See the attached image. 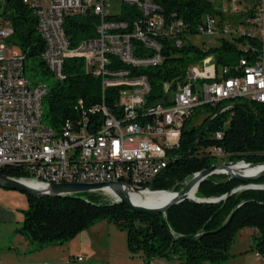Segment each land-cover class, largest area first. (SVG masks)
<instances>
[{"label":"built area","instance_id":"2783aa9c","mask_svg":"<svg viewBox=\"0 0 264 264\" xmlns=\"http://www.w3.org/2000/svg\"><path fill=\"white\" fill-rule=\"evenodd\" d=\"M223 1L237 7L239 0ZM257 1L253 18L243 19L240 28L230 32L231 37L246 32L264 35V0ZM23 3L37 17L44 41L40 58L49 72L63 80L65 60L81 58L85 71L99 78L101 96L91 106L84 107L79 101L78 117L66 118L59 127L44 125L43 97L48 85L26 78L24 55L13 51L16 45L8 42L13 28L0 12V167H18L23 181L41 187L50 183L120 182L145 192L146 185L175 158L170 151L179 146L182 126L194 109L234 98L264 104V46L252 60H240V74L227 77H222L226 68L217 69L213 56H206L199 63H213L204 72L197 68L199 63L192 64L183 81H164L166 97L161 101L149 98V79L139 70L161 64L164 39H172L176 47L183 44L188 25L182 19L165 18L154 0ZM3 5L4 0H0L1 9ZM123 12L132 16L130 21L115 18ZM89 13L97 19L94 36L71 46L64 30L66 17ZM218 25L216 14L206 13L195 29L212 35L219 32ZM259 27L261 32L257 33ZM107 88L114 89L112 104L105 98ZM216 136L220 137V132ZM209 152L217 158L225 156L219 147ZM89 193L120 202L107 187Z\"/></svg>","mask_w":264,"mask_h":264},{"label":"trees","instance_id":"16d2710c","mask_svg":"<svg viewBox=\"0 0 264 264\" xmlns=\"http://www.w3.org/2000/svg\"><path fill=\"white\" fill-rule=\"evenodd\" d=\"M154 1L165 18L182 19L188 25L187 34L197 33L195 28L204 14L220 13L212 0ZM254 6L243 13L244 20L253 18ZM2 16L13 28L8 42L19 48L25 62L37 61L43 73H50L40 58L44 41L32 9L23 0H4ZM115 18L130 21L132 16L123 12ZM96 22V17L90 13L66 17L64 30L70 45L94 36ZM163 44L161 64L139 70L149 79V98L161 101L166 97L162 83L183 81L187 68L206 56H213L217 69L226 68L222 77L240 74V60H252L261 51L263 40L259 35L246 32L223 37L215 47L200 48L185 37L180 47L172 45V39H164ZM64 73L63 80L48 85L43 97V118L52 128L59 127L66 118L78 117L79 101L84 107L91 106L101 97L100 80L85 71L83 59L67 58ZM113 91L107 88L108 104L113 102ZM226 102L222 100L214 107L202 105L206 114L198 124H190L193 113L185 120L179 146L170 151L175 158L150 182L151 190H180L195 172L217 163L219 158L209 152L212 147L221 148L227 161L264 162V104L246 100L220 111L228 105ZM217 132L220 137L216 136ZM0 173L15 178L24 176L14 166H2ZM253 182L264 184V176ZM241 183L225 174H212L200 182L195 197H219ZM27 199L22 223L15 231L31 244L30 252L61 245L95 223L106 220L125 231L128 251L140 253L146 264L155 257L176 259L179 264H220L229 258L228 248L244 228L255 229L250 236L249 249L264 259V189L239 190L214 203L185 199L164 214L135 212L122 202L112 203L94 193L89 197L27 195Z\"/></svg>","mask_w":264,"mask_h":264},{"label":"rangeland","instance_id":"374dc122","mask_svg":"<svg viewBox=\"0 0 264 264\" xmlns=\"http://www.w3.org/2000/svg\"><path fill=\"white\" fill-rule=\"evenodd\" d=\"M255 3L256 0H243L242 3H238L237 7H235L229 5L228 2L223 0L214 1L216 8L220 11L219 14H216V19L219 23V32L214 33L212 35H203L199 33L187 34L185 36V40L200 48H203L204 46H219L221 38H230V32L237 28H240V24H242L243 19L246 17V15H243V13H245L248 8L250 6H253ZM1 11L2 9L0 8V12ZM256 31L257 33H260L261 27L256 28ZM262 37L264 46V35H262ZM13 51L19 52V48L15 46L13 48ZM212 63L213 61L206 64L205 66L199 63L200 65H197V68L200 72H204V68L208 67ZM25 65V76L30 80L31 83L44 82L47 85H50L55 80H57L51 73H43L37 67V61H26ZM245 101L246 100L244 98H234L232 100H228L226 103L230 105L236 103H244ZM205 114L206 110L203 106L197 107L196 109H194L190 124H198ZM42 123L46 126H49L46 120H44V118L42 119ZM227 160V158L223 157L222 159H217L216 162H223ZM75 194H79L81 197H89L90 193L80 192ZM27 206L28 199L25 193L0 187V207L15 210V212L19 216V220H22L23 210H25ZM99 222L100 224L98 225L97 230H94V228L91 230L87 228L78 233L72 239L65 241L63 244H66V246L71 245L77 247L79 255L81 257L86 258L89 263L93 264H145L140 253L132 254L128 251L126 234L124 230H121L114 223L108 222L106 220H102ZM19 227L20 226H18V228ZM250 232L251 231L249 229H242L236 235V237L228 248V252L230 254L229 258L227 260L222 261L220 264H240V260L242 258L241 255L243 256L242 251L250 248ZM85 236H87V238L89 239L91 238V240H89V244L85 243ZM5 246L7 247V244ZM6 256L7 258H13L12 256L14 255L6 254ZM175 260L176 259L155 257L149 259L148 264H177L176 262H174ZM77 261L78 260H73L69 262L71 264H73L74 262L77 264Z\"/></svg>","mask_w":264,"mask_h":264},{"label":"water","instance_id":"95a60500","mask_svg":"<svg viewBox=\"0 0 264 264\" xmlns=\"http://www.w3.org/2000/svg\"><path fill=\"white\" fill-rule=\"evenodd\" d=\"M238 105V104H234ZM243 105V104H241ZM204 131V128L200 131L197 139H199ZM237 163H242L246 166L245 169H251L258 167L257 170L253 172H244V170L235 171L231 166L236 165ZM212 174H225L231 179L238 180L242 182L241 184L234 187L230 192L223 194L219 197L213 198H198L188 196V192L195 186V192L198 185L204 179ZM264 176V162L252 163L245 162L243 160L237 161H223L211 164L208 168H204L200 171L195 172L191 178L185 183V185L178 191L172 190H151L149 184L146 185L145 189L148 192H172L176 195L171 198L167 203L157 206L149 207L132 202L130 193L143 194L144 188H137L129 186L127 184H122L120 182H107V183H50L46 186L40 188H34L26 184L23 180L15 177H10L0 173V187L10 190L19 191L30 196H65L71 195L80 192H89L92 190L100 189L107 187L115 196H117L120 202L124 203L131 210L139 213L145 214H164L171 206L182 202L185 199L194 200L200 203H214L222 199H225L228 195L243 189H264V184L254 183V180H257ZM187 238V237H186Z\"/></svg>","mask_w":264,"mask_h":264},{"label":"crops","instance_id":"0c3cea01","mask_svg":"<svg viewBox=\"0 0 264 264\" xmlns=\"http://www.w3.org/2000/svg\"><path fill=\"white\" fill-rule=\"evenodd\" d=\"M242 2L243 0L238 1L239 4ZM21 223L22 220H19V216L15 210L0 207L1 264H71L69 261H75L78 260V258H81L82 260H78L77 264H93L89 263L86 258L79 255L77 247L71 245L66 246V244L50 245L37 251L30 252L29 249L31 244L24 236L15 231ZM99 224L100 222H97L90 226L89 229L91 230L94 228V230H97ZM244 229H249L251 231L250 236L255 231L253 228ZM85 237V243L89 244V240H91V238L89 239L87 236ZM6 244L7 247L5 246ZM248 250L249 249L242 251L243 256L241 255L242 258L240 260V264H264V259L256 251ZM6 254H12L14 256H12L13 258H7ZM174 262L179 264L178 260H175ZM73 264L76 263L74 262Z\"/></svg>","mask_w":264,"mask_h":264},{"label":"bare ground","instance_id":"6f19581e","mask_svg":"<svg viewBox=\"0 0 264 264\" xmlns=\"http://www.w3.org/2000/svg\"><path fill=\"white\" fill-rule=\"evenodd\" d=\"M231 168L235 171L244 170L246 166L242 163H237L236 165L231 166ZM258 167H254L251 169H245L244 172H253L254 170H257ZM26 184L34 187V188H40L41 185L32 181H24ZM176 194L172 192H148L145 191L143 194L138 193H130V197L132 202L144 206L149 207H157L161 206L165 203H167L171 198H173ZM190 197H195V186L192 187V189L187 194Z\"/></svg>","mask_w":264,"mask_h":264}]
</instances>
